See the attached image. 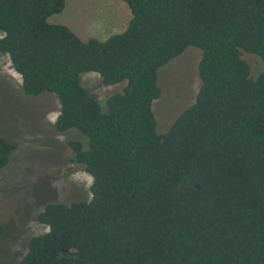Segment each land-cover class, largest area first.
I'll use <instances>...</instances> for the list:
<instances>
[{"label":"trees","instance_id":"trees-1","mask_svg":"<svg viewBox=\"0 0 264 264\" xmlns=\"http://www.w3.org/2000/svg\"><path fill=\"white\" fill-rule=\"evenodd\" d=\"M127 27L82 40L48 17L65 0H0V53L29 96L56 95L54 128L91 178L89 200L37 214L17 264H264V0H123ZM201 50L195 101L158 132V69ZM125 82L105 108L82 86ZM18 142L0 135V170ZM3 226L0 223V235Z\"/></svg>","mask_w":264,"mask_h":264},{"label":"rangeland","instance_id":"rangeland-1","mask_svg":"<svg viewBox=\"0 0 264 264\" xmlns=\"http://www.w3.org/2000/svg\"><path fill=\"white\" fill-rule=\"evenodd\" d=\"M131 18L123 0H65L61 12L48 17L64 24L82 40H105L122 32ZM201 50L188 46L158 69L160 96L152 101L158 132H165L176 117L196 98L201 80L198 63ZM250 76L264 68L259 56L242 52ZM82 86L106 106L109 95L121 91L125 82L106 85L95 72L81 74ZM60 104L55 94L29 96L21 89V77L6 54L0 53V135L18 142L10 161L0 170V264H17L29 239L47 230L37 220L44 205L89 200L91 176L83 165L71 162L70 139L85 141L71 128L59 133L54 121Z\"/></svg>","mask_w":264,"mask_h":264},{"label":"water","instance_id":"water-1","mask_svg":"<svg viewBox=\"0 0 264 264\" xmlns=\"http://www.w3.org/2000/svg\"><path fill=\"white\" fill-rule=\"evenodd\" d=\"M63 264H76V263H63Z\"/></svg>","mask_w":264,"mask_h":264}]
</instances>
